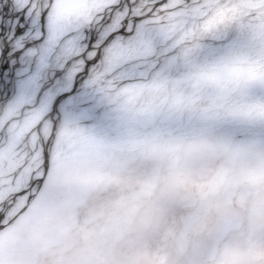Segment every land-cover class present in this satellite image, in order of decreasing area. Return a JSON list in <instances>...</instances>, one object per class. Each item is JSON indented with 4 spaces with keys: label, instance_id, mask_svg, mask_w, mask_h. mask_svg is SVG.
I'll return each mask as SVG.
<instances>
[{
    "label": "snow or ice",
    "instance_id": "obj_1",
    "mask_svg": "<svg viewBox=\"0 0 264 264\" xmlns=\"http://www.w3.org/2000/svg\"><path fill=\"white\" fill-rule=\"evenodd\" d=\"M0 264H264V0H0Z\"/></svg>",
    "mask_w": 264,
    "mask_h": 264
}]
</instances>
